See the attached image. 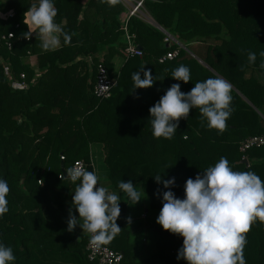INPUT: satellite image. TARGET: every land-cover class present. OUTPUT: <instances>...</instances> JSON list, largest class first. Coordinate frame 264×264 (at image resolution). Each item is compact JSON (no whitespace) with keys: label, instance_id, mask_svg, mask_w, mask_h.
<instances>
[{"label":"trees","instance_id":"16d2710c","mask_svg":"<svg viewBox=\"0 0 264 264\" xmlns=\"http://www.w3.org/2000/svg\"><path fill=\"white\" fill-rule=\"evenodd\" d=\"M136 1L166 33L138 14L130 16L127 29L143 56L125 60L121 15L128 2ZM38 2L0 0V37L14 36L11 50L0 42V179L10 188L8 212L0 216V244L12 248L11 264H96L87 259V233L67 230L69 209L76 214L73 196L80 181L74 184L62 172L77 160L94 171L92 145L102 147L110 186L120 190V181L139 182L150 208L159 212L165 191L184 199L187 179L202 175L221 157L234 171H252L264 181V146L246 153L248 166L240 163L239 151L244 139L264 137V0H118L113 6L100 0L85 5L52 0L55 22L72 41L64 45L61 40L58 49L47 52L38 35L23 38L28 31L24 13ZM164 34L184 48L175 60L160 64L159 57L178 47L174 42L167 46ZM194 42L207 45L195 50ZM249 52L256 54L255 63H249ZM37 54L45 74L26 91L12 89L11 81L22 74L30 83L34 72L25 59ZM98 63L116 80L107 100L92 95ZM180 65L190 69L187 84L172 79ZM142 68L151 70L153 86L134 89L132 74ZM215 77L232 87L233 111L225 131L209 129L199 110L191 109L171 140L153 136L149 109L171 85L180 84L188 93L196 82ZM54 108L59 112L53 114ZM60 174L64 178L58 179ZM157 175L174 178L175 185L165 189L156 183ZM116 223L121 232L103 245L123 253L119 264H187L177 259L183 238L161 226L156 251L137 261L122 215ZM246 240V264H264V223L255 222Z\"/></svg>","mask_w":264,"mask_h":264},{"label":"clouds","instance_id":"9594fccd","mask_svg":"<svg viewBox=\"0 0 264 264\" xmlns=\"http://www.w3.org/2000/svg\"><path fill=\"white\" fill-rule=\"evenodd\" d=\"M117 2L100 0L110 6ZM56 16L57 9L52 0L32 4L24 13L28 31L23 33V38L38 35L40 46L46 52L58 49L61 40L64 45H69L72 35L55 22ZM260 56L264 57V51ZM248 61L255 63L254 52H249ZM260 67L264 68V62ZM172 79L187 84L191 79L190 69L180 65L172 71ZM132 80L134 89L151 88L154 83L151 70L144 68L134 72ZM231 92L230 83L220 77L196 82L188 93L181 91L180 84L171 85L149 109L153 136L171 140L179 120L187 119L191 109L199 110L209 129L222 133L233 111ZM66 172L67 179L74 184L80 181L73 196L79 220L69 209L67 230L71 232L79 224L83 232L90 234L91 244L109 243L121 232L116 223L121 212L120 197L100 183L101 177L95 171L77 164L67 168ZM154 179L165 189L175 185L174 178L163 180L157 175ZM118 188L133 204L142 199L131 181H120ZM9 191L7 181L0 179V216L8 212ZM184 191V199L177 198L171 190L162 194L163 206L156 220L164 231L183 238L177 259H183L187 264H246L243 254L246 234L255 222L264 223V181L252 171H234L227 158L221 157L202 175L198 174L194 180L187 179ZM14 260L12 248L0 244V264H11Z\"/></svg>","mask_w":264,"mask_h":264},{"label":"built area","instance_id":"2783aa9c","mask_svg":"<svg viewBox=\"0 0 264 264\" xmlns=\"http://www.w3.org/2000/svg\"><path fill=\"white\" fill-rule=\"evenodd\" d=\"M132 9L127 12V14L122 18V27L121 29L124 32V39L126 42V47L124 49L125 60L131 58H142L143 51L138 49V45L135 41V36L130 34L127 29V21L130 16L137 14L138 9L142 6V1H137L132 5ZM163 42L170 46L174 43L178 45L177 48H174L171 51L166 52L164 55L157 59L158 63L163 64L167 61H173L179 55L180 49L184 48L181 44L177 43L173 37L168 34H164ZM13 34L8 33L7 35H2L0 37V42L3 43L4 47L7 50H11L13 47ZM86 61L88 64H92V58L87 57ZM96 76L95 82L92 88V95L99 100L110 99L113 95V89L116 86V80L111 78L107 69L102 63L96 64ZM4 73L6 76L11 77L9 68H4ZM25 76L20 75V80H12L11 87L14 90L26 91L29 88V84L25 81ZM264 146V137L262 136H251L243 141L239 145V151L242 154L241 160L247 159L246 153L252 149L260 148ZM61 160H64V157H60ZM79 164L84 167L86 170L88 168V163L83 160L75 161L71 167ZM70 167V168H71ZM63 174L58 176V179H61ZM71 181V180H70ZM87 243L85 247L87 259L90 262H95L96 264H119L123 260V253L113 251L105 245L96 246L90 243V234L87 233Z\"/></svg>","mask_w":264,"mask_h":264},{"label":"crops","instance_id":"0c3cea01","mask_svg":"<svg viewBox=\"0 0 264 264\" xmlns=\"http://www.w3.org/2000/svg\"><path fill=\"white\" fill-rule=\"evenodd\" d=\"M76 1L81 3L82 5H85L88 0H76ZM129 4H132V2ZM132 5H134V3ZM126 14L127 13L122 14L121 15L122 18ZM144 21H146V20H144ZM39 56L40 55H38V54L37 55H30L27 57L28 61H27V59H25L29 68L32 69L34 72L33 78L31 79L30 83H28L29 85L36 83L38 81V79H40V77L45 74V69L44 68L41 69L39 66V63H40V62L38 63V57ZM118 61H120V58L117 60V62ZM51 112L53 114H56L57 112H59V110L54 108V109H52ZM42 132H45V129L42 130ZM90 158H91V162H92V166H93L94 171L98 174V176L101 177L100 183L103 184L104 186L108 187L110 191L116 192V194L120 197V204H119V207L121 209L120 215H122L125 228H127V230L129 231L130 243H131V239L133 238V236L136 235L135 231L139 227H141V228L143 227L142 229H144L145 231H150V234L148 236H146V242L142 241V240L137 241V244H138L137 248H136L134 243H131L133 245L134 256H136L137 259H144L150 253L149 250H150L151 246L150 245L148 246V239L152 238V234H153L152 232H154L155 230H157L160 227V225L156 223L158 216L155 215V213H151L152 218L150 217V214L148 212L149 210L146 209L147 202L146 201L144 202V199H141L138 203L133 204V202L127 198L126 194H124L120 190L114 189L110 186V183L107 180V169L103 163L104 152L102 151V147H100L99 145L90 146ZM105 177H106V179H105ZM129 203H132L134 207H132ZM139 207H143L144 209H146L145 213H147V215L140 214V216H138L137 210ZM128 209H130V210H128ZM75 216H76L77 220H79V215H77V211H76ZM147 217L151 218L149 224H147L146 226H143V225L141 226L139 220L140 219H146ZM129 218H130V222H129ZM81 223H82V221H81ZM136 226H138V228ZM75 230H76V232H78L80 234L81 233L82 234L87 233V232H83V229L79 226V224H77ZM138 255H141L143 258H138Z\"/></svg>","mask_w":264,"mask_h":264},{"label":"rangeland","instance_id":"374dc122","mask_svg":"<svg viewBox=\"0 0 264 264\" xmlns=\"http://www.w3.org/2000/svg\"><path fill=\"white\" fill-rule=\"evenodd\" d=\"M127 1H129V0H127ZM130 2H128L127 4H128V11L129 10H131L132 9V4H129ZM143 8V6H141L139 9H138V11H137V14L139 15V17L142 19V20H146V22L147 23H150V24H155V22H154V20L151 18V16L149 15V14H147V12L146 11H142L141 9ZM127 11V12H128ZM207 44H204L203 42L201 43H198V42H194V43H192V47L191 48H193V49H199L200 47H205ZM171 46V45H170ZM193 49H190V51H192ZM198 58V57H197ZM196 58V59H197ZM27 59V58H26ZM199 59V58H198ZM27 61H28V59H27ZM199 61V63H202L201 61H200V59L198 60ZM25 62H26V60H25ZM203 64V63H202ZM247 75H248V73H247ZM134 187H136V189H137V191L138 192H140V194H141V197H142V199H144V202L146 201L147 202V205H146V209H148L149 211V214H150V217L152 218V215H151V213H155V215H157V216H159V211H157V210H152L151 208H150V205H149V200H148V198H147V196L141 191L142 190V188H141V184L139 183V182H137V183H135L134 184ZM132 207H134L133 206V204L132 203H129ZM146 209H144L143 207H139L138 208V216H140V214H145V215H147V213H145V210ZM128 210H130V209H128ZM77 215H79L78 214V212H77ZM151 218H149V217H147L146 219H140L139 220V222H140V225L142 226H146L147 224H149V222H150V220H151ZM155 223V222H154ZM137 228H138V226H136ZM143 228V227H142ZM141 227H139L135 232H136V235L135 236H133V238L131 239V243H134L135 244V246H136V248L138 247V244H137V241L138 240H142V241H145L146 242V236H148L149 234H150V231H145L144 229H142ZM153 234H152V238H150V239H148V246L150 245L151 247H150V253L145 257V258H147V257H149L151 254H153L155 251H156V248H157V241H158V229L157 230H155L154 232H152ZM135 258H136V256H135ZM138 258H143L141 255H138ZM144 258V259H145ZM136 260L137 261H140V260H143V259H137L136 258Z\"/></svg>","mask_w":264,"mask_h":264},{"label":"water","instance_id":"95a60500","mask_svg":"<svg viewBox=\"0 0 264 264\" xmlns=\"http://www.w3.org/2000/svg\"><path fill=\"white\" fill-rule=\"evenodd\" d=\"M153 25H155V26H156L157 28H159L162 32H164L163 29L160 28V27H158L156 24H153ZM164 33H166V32H164ZM137 47H138V49L142 50V47H140L139 45H138ZM240 163H241V164H244L245 166H248V161H247V159L241 160ZM62 172H63V174L65 175V177L67 178V173H66L64 170H63Z\"/></svg>","mask_w":264,"mask_h":264}]
</instances>
